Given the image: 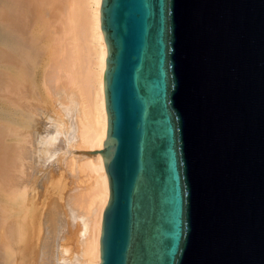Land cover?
Wrapping results in <instances>:
<instances>
[{"label": "water", "instance_id": "obj_1", "mask_svg": "<svg viewBox=\"0 0 264 264\" xmlns=\"http://www.w3.org/2000/svg\"><path fill=\"white\" fill-rule=\"evenodd\" d=\"M101 26L100 264H264V0H102Z\"/></svg>", "mask_w": 264, "mask_h": 264}, {"label": "bare ground", "instance_id": "obj_2", "mask_svg": "<svg viewBox=\"0 0 264 264\" xmlns=\"http://www.w3.org/2000/svg\"><path fill=\"white\" fill-rule=\"evenodd\" d=\"M101 4L102 0H0V16L7 17L0 18V99L4 101L0 104V264H57V210L45 208L39 198L46 147L44 132L35 122L40 108L36 102L43 98L59 100L64 120L71 121L75 158L68 161V171L84 176L77 181L79 186L74 182L62 196L75 214L73 219L80 215L87 222L85 264H100L103 214L110 198L100 153L108 132L104 88L108 49ZM79 161L84 163L78 165ZM57 180L60 183L62 176ZM57 182L54 186L59 187Z\"/></svg>", "mask_w": 264, "mask_h": 264}, {"label": "rangeland", "instance_id": "obj_3", "mask_svg": "<svg viewBox=\"0 0 264 264\" xmlns=\"http://www.w3.org/2000/svg\"><path fill=\"white\" fill-rule=\"evenodd\" d=\"M0 18L5 19L7 17L6 16H0ZM39 73L40 74L38 76V83H39V87L42 88V90H43L42 74H41V72H39ZM43 97H45V96H43ZM46 99L43 98V101L36 102L37 106L40 108H39L38 116L36 117L37 121L35 123L38 122L39 130L44 132V134H43V136H45L44 147H46V153H44L45 155L43 153L41 155L42 156L41 157L42 164L40 167V174H41V177H40V185L41 186L40 187L41 188L39 190V198H40L41 202L45 203V208L49 209V208L53 207L55 210H57V214H58L57 229L59 228L61 230L58 229L59 232L57 230L58 243H57V247H56L57 251L55 253V254H57L55 257V259H56L55 263L65 264L64 262L68 260L69 263L66 262L67 264H85L86 258L84 256L83 247H84L86 231H87V226H86L87 222L82 218L80 219V215H78L79 218L76 217V220L73 219V218H75V217H73V216H75V214L72 211H70V209L68 208V205H67V201L65 200L70 188L75 186L74 182H76V183H77V181L80 182L81 177H83L84 174L78 175V172H72L70 170L68 171L69 168L67 166V163L71 158L73 159V157H74V151H73V148L75 145L74 137H73V135L70 134L71 131H69V128L71 129L72 124H71V121L66 123V120L68 119V117H66V120H64L65 114L61 113L60 108L58 107V106H60L59 104H62L59 100H58V103L59 102L60 103L58 104V103H56L57 100H55L54 98H48L49 100L47 99V103H49V104H47L45 102ZM48 101H50V102H48ZM42 102H44V104ZM3 103H4V101L2 99H0V104L3 105ZM48 108H49V110H48ZM68 124L70 125V127L68 126ZM46 145H48V146H46ZM75 156H76V154H75ZM45 159H46V161H45ZM83 163H84L83 161H79L78 165L83 164ZM68 174H69V176H68ZM61 176H62V180H60V181L63 182L65 180V183L63 182L64 184L61 182L58 183L59 181L57 180V178L61 179ZM63 176H64V180H63ZM52 181H54L55 184L58 181L57 183L61 184L60 185L61 187L59 186L60 187L59 188V187H57V185H55L57 188V189H55L54 188L55 187L54 182L52 183ZM51 183L53 184V187L52 186L50 187ZM66 184H67V186H65ZM78 184L79 183H77V186H79ZM64 187H66V188H64ZM47 188H48V190H50V188H53V189H51L48 192ZM45 190L48 193H46ZM60 190H61V192H60ZM44 192L46 193V195H48L47 198H46ZM60 195L61 196L66 195V196L65 197L62 196L63 197L62 198ZM60 199H61V201H60ZM53 200H54V202H53ZM46 201H48V202H46ZM56 202H58V203H56ZM62 209H63V211H62ZM67 209H69L70 213L68 212ZM60 214H62L63 216L61 217ZM69 215H71L72 218ZM70 218H71V220H70ZM72 219H73L74 223L70 224V223H72V222H70V221H72ZM60 220L64 221V223L61 222ZM60 222L63 224L62 227H60L61 226ZM65 222L66 223L68 222V223L66 224ZM59 223H60V225H59ZM64 229H66V230H64ZM60 243H61V245H60ZM64 248L66 249V251Z\"/></svg>", "mask_w": 264, "mask_h": 264}]
</instances>
